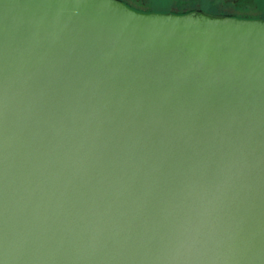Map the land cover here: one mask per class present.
Returning <instances> with one entry per match:
<instances>
[{"label": "water", "instance_id": "1", "mask_svg": "<svg viewBox=\"0 0 264 264\" xmlns=\"http://www.w3.org/2000/svg\"><path fill=\"white\" fill-rule=\"evenodd\" d=\"M0 264H264V18L0 0Z\"/></svg>", "mask_w": 264, "mask_h": 264}, {"label": "rangeland", "instance_id": "2", "mask_svg": "<svg viewBox=\"0 0 264 264\" xmlns=\"http://www.w3.org/2000/svg\"><path fill=\"white\" fill-rule=\"evenodd\" d=\"M132 8L145 11L169 12L172 10L181 11L173 8L172 0H140L141 4L137 7L127 0H121ZM215 1H222L215 3ZM238 0H194L193 4L197 8L208 11L213 14H218L220 11L233 14V16L248 17V18H264V0H244L242 4H238ZM240 2V1H239ZM183 4V3H181ZM205 7H203V6ZM188 4L186 3V5ZM202 7V8H201ZM205 8V9H204ZM217 10V12H213ZM230 11V12H226ZM173 12V11H172ZM223 14V13H221Z\"/></svg>", "mask_w": 264, "mask_h": 264}, {"label": "trees", "instance_id": "3", "mask_svg": "<svg viewBox=\"0 0 264 264\" xmlns=\"http://www.w3.org/2000/svg\"><path fill=\"white\" fill-rule=\"evenodd\" d=\"M128 2H130L131 4H134L135 6H139L141 4V1L140 0H127ZM193 1L194 0H172L173 2V8L175 9H180L181 11H176V10H172L173 12H176V13H185L187 11H190V10H194V9H200V7L196 8L193 4ZM240 1V2H239ZM222 1H215V3H221ZM238 4H242L243 2H245L244 0H238L237 1ZM183 3V4H181ZM186 3L188 4V6H184L182 7L183 5H186ZM127 4V3H126ZM130 6V5H129ZM203 6V5H202ZM205 7V6H203ZM139 8V7H138ZM202 8V7H201ZM135 9V8H134ZM203 9V8H202ZM205 9V8H204ZM138 10V9H137ZM141 11H145V10H141ZM213 12H217V10L213 11ZM226 12H230V11H226ZM219 13H223L225 15H233V14H230V13H225L223 11H220Z\"/></svg>", "mask_w": 264, "mask_h": 264}]
</instances>
